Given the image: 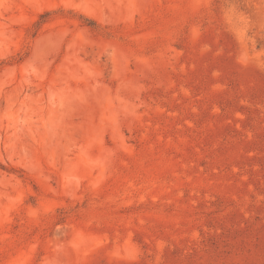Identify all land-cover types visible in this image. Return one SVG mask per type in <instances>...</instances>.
Here are the masks:
<instances>
[{
    "label": "rangeland",
    "instance_id": "obj_1",
    "mask_svg": "<svg viewBox=\"0 0 264 264\" xmlns=\"http://www.w3.org/2000/svg\"><path fill=\"white\" fill-rule=\"evenodd\" d=\"M0 264H264V0H0Z\"/></svg>",
    "mask_w": 264,
    "mask_h": 264
},
{
    "label": "trees",
    "instance_id": "obj_2",
    "mask_svg": "<svg viewBox=\"0 0 264 264\" xmlns=\"http://www.w3.org/2000/svg\"><path fill=\"white\" fill-rule=\"evenodd\" d=\"M234 1H236V0H234ZM54 14H56V13H54V12H45V13H43V14H41V15H39L38 16V18H37V21H35L32 25H31V28H30V33L31 32H37L40 28H41V26L44 24V23H46V21H47V17H49V16H51V15H54ZM75 19H76V21L77 22H79L81 25H83V26H86L87 28H89V29H91L92 31H94V32H97L98 31V29H100V27L93 21V20H91V19H88V18H85V17H83V16H78V17H76V16H73ZM21 59H23V58H21ZM20 59V60H21ZM64 209H59L58 211H56V213L58 214H60L62 211H63Z\"/></svg>",
    "mask_w": 264,
    "mask_h": 264
}]
</instances>
